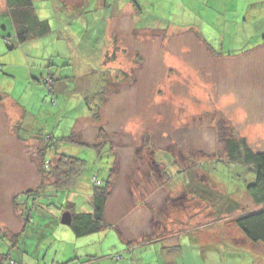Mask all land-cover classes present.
Returning <instances> with one entry per match:
<instances>
[{"label": "rangeland", "instance_id": "1", "mask_svg": "<svg viewBox=\"0 0 264 264\" xmlns=\"http://www.w3.org/2000/svg\"><path fill=\"white\" fill-rule=\"evenodd\" d=\"M32 8L51 34L25 45L17 44L11 16L0 13V93L6 98L0 168L11 164L17 171L0 174L6 181L0 182V252L8 253L12 232L22 226L16 195L33 223L21 246L27 241L61 253L111 247L103 237L95 243L97 234L77 238L63 225L65 204L75 203L70 193L50 188L39 198L25 194L38 187L42 147L47 160L64 154L86 162L75 196L79 206L86 180L102 181L113 168L109 217L125 215L131 232L144 214L171 225L189 215L195 229L233 236V224L213 215L210 200L186 197L181 179L191 172L218 191L231 203L232 216L240 214L235 204L251 206L245 190L251 179L243 168L216 163L207 174L196 166L207 169L206 162L224 159L232 132L264 152V0H37ZM102 136L116 153L90 146ZM148 202L155 215L142 207ZM258 257L264 263L263 251ZM9 258L5 264L19 263Z\"/></svg>", "mask_w": 264, "mask_h": 264}, {"label": "trees", "instance_id": "2", "mask_svg": "<svg viewBox=\"0 0 264 264\" xmlns=\"http://www.w3.org/2000/svg\"><path fill=\"white\" fill-rule=\"evenodd\" d=\"M35 1L37 0H6V7L8 10L7 16L10 15L11 19H14L13 24L15 26L13 25V27L16 32L18 45H25L35 39L43 38L51 34L49 23L47 21H40L32 8ZM3 38L6 40L9 49L12 50L15 48L14 45H9V38L6 36ZM104 64L106 65V62H104ZM111 71L112 70H110L109 73L112 74ZM108 84L109 81L106 79L104 88L101 89L98 94L99 101L102 100L104 94H106ZM5 99L3 93H0V106H4L3 103L5 102ZM98 110H100V107L97 108L96 111H93L91 115L98 118ZM234 134L235 132H232V135H230L228 139H225L226 155L224 159L218 158L206 162L208 166L207 169L204 168L205 164L203 165V163H200L196 168L202 169L207 174H210V171L215 168L216 163L235 165L243 168L248 174V179L246 181L251 179L245 186L246 194L249 197V201H251V206L247 208V204H235L237 206V211H239L238 213L240 214L236 217L232 216L231 208L228 206V204L230 205L231 203L226 204L223 201L224 199H220L218 191H215L212 187H206L202 182L200 183L199 181H196V177L191 172L184 171L186 174L181 180L183 181V184L187 185L185 186L186 192L192 194L191 196L198 200H210L216 208L217 212L213 214L216 218L226 215L228 220L234 225L235 229L243 234L244 239L248 240L252 245L264 252V152H254L249 146L246 138H234ZM75 135L76 134H72L70 137L75 138ZM17 136L19 137V133ZM90 146L99 149L110 147L111 152L116 153L112 149L111 142L104 136L101 137L99 143ZM38 155L39 184L36 189L26 191L25 194L28 197L37 194L39 198L41 197V193L47 191L46 189L53 188L58 191L65 190L71 195L77 196L76 191L80 185L79 183L85 179L83 176L86 162L64 154H57L52 160H47L46 157L48 153L46 154L45 147H42L39 150ZM116 163L115 160V164ZM112 171L113 168L110 170L111 173H109L102 181L97 182L92 176L86 180L87 183L82 186H84L86 190L88 189V192L83 194V196H78L82 199V202H80V204L82 203L81 206L77 204L75 197L72 199L75 203L68 201L65 204L67 214H70L72 219L70 227L77 238H83L99 233L111 226L107 222L106 216L109 217L108 205L109 201L113 198L115 184V179L114 181L112 180ZM181 172L182 171H180V173ZM164 176L168 179L167 181H169L170 178L167 174L164 173ZM18 197V195L14 197L16 199V208L20 207L19 201H17ZM119 204L120 202H117V205ZM127 206H129L128 203ZM153 206L154 205L150 202L142 205L144 209H149V213L155 215V209ZM251 207H253V209H251ZM19 213L22 216V228L13 236V246H15V242L19 241L26 233L29 224H33L31 223V217L25 219V212L22 208H19ZM146 239H149V237ZM113 259L119 261L122 259V256L115 255L113 256ZM10 261L12 260L10 259Z\"/></svg>", "mask_w": 264, "mask_h": 264}, {"label": "crops", "instance_id": "3", "mask_svg": "<svg viewBox=\"0 0 264 264\" xmlns=\"http://www.w3.org/2000/svg\"><path fill=\"white\" fill-rule=\"evenodd\" d=\"M0 13L8 14L6 0H0ZM11 20L14 23V19ZM19 139L21 140V138ZM6 166L0 168V174L17 172L13 171L15 165L7 164ZM2 175L0 176V182L4 183L6 181ZM38 183L39 181L37 185ZM183 185L187 186L186 184ZM30 187L24 186L22 188ZM185 194L189 198V193L186 192ZM74 197V195H71L70 199L72 200ZM16 209L17 216L20 213L19 208ZM149 214L152 215V213ZM155 216L150 218L147 214H144L143 217L147 218L140 219L139 229L136 228L132 232L125 227V224L131 223V221L126 220L125 215H119L116 220L106 216L107 222L111 226L96 233V238H92H95V243L101 237L104 238V241L108 240V244H111L108 249L101 245L93 252L84 251L78 247L72 251L65 250L61 253V250H63L61 248L51 250L48 246L44 248L40 245H29L27 241L25 242L26 247H23L19 241H16L15 246L10 247L7 254L6 251L1 250L0 264H5L4 261L8 257H10L9 259L15 258L19 262L17 264H28L27 261H32V264H264L261 260L259 261L258 257V253L262 250L244 239L243 234L237 231L234 225H232L234 235L228 236L229 234L226 231H211L203 227L199 228V226V229L193 228L195 222L191 220L189 215H186L183 220L185 224L174 223L172 225L169 223L171 221L167 222L160 215ZM220 218H226L225 221H228L226 215H222ZM128 220H132V215ZM197 221L206 222L204 220ZM15 234V231L12 232L13 236ZM147 237L153 240L151 239L148 242ZM45 238H47L46 232L42 236V239ZM105 249L107 252H105ZM139 249L140 251H138ZM145 252L150 253L146 255ZM115 255H122V259L119 261L113 259ZM231 258L236 262H229Z\"/></svg>", "mask_w": 264, "mask_h": 264}, {"label": "water", "instance_id": "4", "mask_svg": "<svg viewBox=\"0 0 264 264\" xmlns=\"http://www.w3.org/2000/svg\"><path fill=\"white\" fill-rule=\"evenodd\" d=\"M71 221H72V219H71L70 214H66V215L64 216L63 220H62V223H63L64 225H68V226H70V225H71Z\"/></svg>", "mask_w": 264, "mask_h": 264}]
</instances>
